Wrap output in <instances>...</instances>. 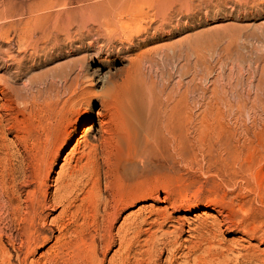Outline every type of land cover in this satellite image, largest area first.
I'll return each mask as SVG.
<instances>
[{"label":"rangeland","instance_id":"rangeland-1","mask_svg":"<svg viewBox=\"0 0 264 264\" xmlns=\"http://www.w3.org/2000/svg\"><path fill=\"white\" fill-rule=\"evenodd\" d=\"M39 1L43 0H0V34L6 32L11 38L10 43L0 42V140L6 147L4 154H15V147L17 154L24 149L17 134L7 132L14 122L31 132L32 113L39 118L55 115L69 99H83V90H89L93 93L87 98L90 109L79 102L74 132L62 142L63 157L55 164L54 180L67 176L76 164L61 170L63 159L90 153L86 143L94 135L84 138L82 134L92 122L98 124L102 105L97 95L104 90L109 100L103 117L113 138V158L127 157L128 150L139 145L143 151L140 160L150 169L143 176L157 181L140 188L142 198L126 208L114 224L116 245L103 255L98 244L91 264H264L249 261L257 255L264 259V245L259 240L221 226L229 210L237 206L233 204L234 192L229 194L233 185L214 180L228 171L227 166L214 165L215 161L193 152L190 141L194 135L188 130L191 100L199 105L205 101L201 98L205 91L206 103L219 97L224 100L218 113L227 121L241 114L242 131L247 129L251 138L264 136V0H137L132 6L136 11L133 17L140 25L135 28L134 40L112 48H105L104 40L96 35L84 41L78 37L66 40L65 36L53 40L50 34L56 26H66L65 17L55 14L47 18L33 15L26 28L34 11L30 4ZM120 4L68 15L75 25L93 24ZM26 30L28 34L19 44L15 32ZM95 74L105 77V89L97 84ZM82 122L87 123L80 129ZM0 158V164L4 163L2 154ZM134 171L130 168L126 174ZM253 177H263L260 168ZM105 183L103 180V188ZM87 192L90 195L92 187ZM78 194L77 206L84 198ZM214 200L229 210L215 205ZM61 212L47 211V223ZM135 215L143 222L140 232L132 225ZM12 218L5 211L0 213V264H7L10 254L15 256L12 264H18L6 238L18 228L19 222ZM64 225L68 226L64 229ZM61 228L64 239L59 234ZM122 231L128 242L120 248ZM83 238L88 252L89 229L77 220L59 222L54 239L26 264H90L85 253L66 251L69 245H64L82 243ZM50 249L55 251L48 253ZM61 251L64 255L55 259Z\"/></svg>","mask_w":264,"mask_h":264},{"label":"bare ground","instance_id":"bare-ground-1","mask_svg":"<svg viewBox=\"0 0 264 264\" xmlns=\"http://www.w3.org/2000/svg\"><path fill=\"white\" fill-rule=\"evenodd\" d=\"M123 1L126 0H118V2L114 0L39 1L34 5L30 4L34 11L26 20V23L28 22L26 28L32 24L30 20L33 19V15L47 18L55 14L57 18L65 17L66 26H56L61 30L54 28V34H50L53 40L65 36L66 40L78 37L79 40L84 41L96 35L104 40L105 48H112L116 44L125 45L134 40L137 33L135 28L140 25V21L133 17L136 11L132 6L137 0L126 1L127 4ZM113 2L121 3L120 7L116 11L108 12L106 16H102L93 24L86 22L75 25L76 21L68 15L89 12V9L93 7L111 6ZM54 11L56 13H53ZM15 34L20 44L28 34V30L16 31ZM10 39L8 33L0 34V42L10 43ZM95 80L101 88L105 89V77L95 74ZM204 92L202 91L201 98L205 101L199 105L194 99L191 100L188 130L190 135H194L190 141L193 152L202 153L205 160L215 161L214 165L227 166L228 171L225 174L217 175L220 170L215 172L217 176H214V180L233 185V191L229 194L234 192L233 204L237 206L229 210L224 203L213 201L215 205H221L229 210V215L225 216L221 226L226 227L228 231H238L248 235L264 245V136L256 134L254 138H251L247 129L242 131L241 114H238V118L227 121L224 115L218 113L220 104L224 100L219 97L206 103ZM92 95L93 93L89 90H83V99L78 101L69 99L62 111L55 115L39 118L32 113L34 130L31 132L24 131L14 122L7 132L17 134V139L24 145L23 151L18 154L17 147H15V154H4L6 147L0 140V154L4 156V163L0 164V213L5 211L7 217L11 216L13 217L11 220L19 222L18 228L11 230V234L6 236L9 245L16 253L18 264H26L38 249L50 243L54 239L57 223L64 222L66 219L81 222L84 228L89 229L91 236L88 252L83 245L87 243L86 238L82 239V243L77 242V244L64 240L63 243L68 242L64 245H69L66 251L85 253L91 264L97 254L98 244H101L104 249L103 255L110 252L113 245H116L114 224L126 208L142 198L138 195L140 188L148 183L157 182L143 176L150 169L140 160L143 151L139 145L130 148L127 157L122 154V157L116 160L113 158L110 146L113 138L111 139V133L105 129L107 122L103 117L109 100V94L104 90L97 95L102 105V109L97 112L100 116L98 124L92 122L82 134L84 138H88L90 134L94 135L91 139H87L86 143L90 153L82 154L79 158L73 154L71 158L63 159L65 164L61 170L68 164L75 163L76 166L67 176L54 180L55 164L61 156L63 157L60 146L74 132L76 122L74 112L80 101L89 108L90 102L87 98L89 99ZM4 110L9 111L7 107H4ZM86 123H80V129ZM226 123H230L231 127ZM96 134L101 135L97 137ZM74 148L77 150V146ZM84 161L86 163L79 167ZM138 163L142 164L141 168ZM130 168L135 170L134 173L126 174ZM256 168L257 170L260 168L263 173L260 180H255L253 177ZM103 180L106 182L104 188ZM90 187L92 192L89 195L87 189ZM78 193L84 195L79 206H77L80 200ZM24 196H26L25 199ZM60 209L62 210L60 216L51 223H47L45 213ZM140 218V215H135L132 221L136 232H140V226L143 223L140 222ZM67 226L64 225V229ZM64 229H59L60 237L63 239L66 238ZM119 236L120 248H123L127 245L128 236L123 234V231L119 233ZM54 251L50 249L48 253ZM63 255L64 251H61L56 254L55 259ZM14 257L10 254L7 264H12ZM249 261L264 263V259L259 255L250 256Z\"/></svg>","mask_w":264,"mask_h":264}]
</instances>
